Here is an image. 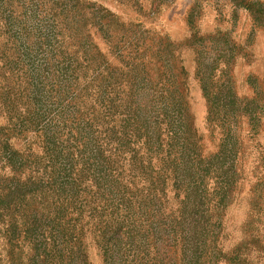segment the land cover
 Segmentation results:
<instances>
[{"label":"rangeland","instance_id":"rangeland-1","mask_svg":"<svg viewBox=\"0 0 264 264\" xmlns=\"http://www.w3.org/2000/svg\"><path fill=\"white\" fill-rule=\"evenodd\" d=\"M179 113L190 155L232 136L217 264H264V0H0V264H104V247L182 264L160 162ZM47 126L71 171L48 164Z\"/></svg>","mask_w":264,"mask_h":264},{"label":"trees","instance_id":"trees-1","mask_svg":"<svg viewBox=\"0 0 264 264\" xmlns=\"http://www.w3.org/2000/svg\"><path fill=\"white\" fill-rule=\"evenodd\" d=\"M37 48L38 43L34 42ZM35 80V76H33ZM42 83V82H41ZM41 83L39 85H41ZM39 85L37 87H39ZM211 111V110H210ZM48 125V124H47ZM186 128V115L179 113L176 122L168 123L167 147L165 157L160 160L164 173L171 169L174 179V188L183 193L180 201V216L169 222L167 233L169 240H173L182 251V264H217L218 256L215 249L219 237L218 229L221 226V211L231 201L233 181L229 174L234 168V152L230 148L231 133L223 132L220 151L212 158L202 159L200 154H188L183 143L184 129ZM44 149L46 150L48 164L52 168L62 169V173L70 170L71 160L63 157V149L57 150L56 135L51 132V127L42 128ZM147 131V130H146ZM145 145L149 152L160 150L159 138L146 132ZM157 143L159 145H157ZM85 146V145H82ZM216 167V192L215 209L219 216L217 220L209 215L210 207L207 200L206 178L214 165ZM172 166V168L170 167ZM67 182L61 181L58 185V194L67 191ZM63 203L68 202L64 199ZM157 229V228H155ZM172 242H169L171 246ZM175 244V245H176ZM104 264H122V257L115 255L103 248ZM128 257V256H127Z\"/></svg>","mask_w":264,"mask_h":264}]
</instances>
